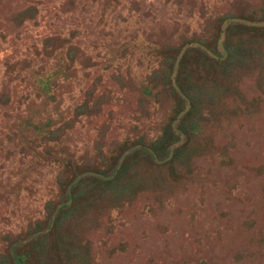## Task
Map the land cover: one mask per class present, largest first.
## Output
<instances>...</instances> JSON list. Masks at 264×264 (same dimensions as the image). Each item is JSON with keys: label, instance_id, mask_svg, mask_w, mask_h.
I'll return each instance as SVG.
<instances>
[{"label": "rangeland", "instance_id": "374dc122", "mask_svg": "<svg viewBox=\"0 0 264 264\" xmlns=\"http://www.w3.org/2000/svg\"><path fill=\"white\" fill-rule=\"evenodd\" d=\"M240 13L264 18V0H0V256L60 198V159L105 165L159 135L173 102L139 85L163 51ZM222 69L191 83L180 157L136 162L142 189L72 226L90 264H264V40Z\"/></svg>", "mask_w": 264, "mask_h": 264}, {"label": "trees", "instance_id": "16d2710c", "mask_svg": "<svg viewBox=\"0 0 264 264\" xmlns=\"http://www.w3.org/2000/svg\"><path fill=\"white\" fill-rule=\"evenodd\" d=\"M257 39L264 40V18L240 13L218 17L206 37H183L171 48L172 56L163 51L168 53V58L162 59L163 67L151 71L147 82L139 85L143 97L160 91L171 97L173 106L159 135L148 142L138 139L121 143L105 165L78 164L73 157L60 159L65 175L59 183L60 198L49 205L42 223L8 241L0 264H90V248L79 241L72 226L85 219L95 202L119 205L136 195L144 185L134 171L136 162L171 166L180 157L182 146L192 133L190 116L196 110L192 81L214 79L222 68L235 62L242 43ZM153 50L162 55L161 49ZM38 83L49 90L44 79Z\"/></svg>", "mask_w": 264, "mask_h": 264}]
</instances>
